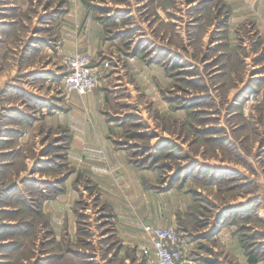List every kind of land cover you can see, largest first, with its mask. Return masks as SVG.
<instances>
[{"label": "rangeland", "instance_id": "1", "mask_svg": "<svg viewBox=\"0 0 264 264\" xmlns=\"http://www.w3.org/2000/svg\"><path fill=\"white\" fill-rule=\"evenodd\" d=\"M259 1L0 0V264H264Z\"/></svg>", "mask_w": 264, "mask_h": 264}, {"label": "built area", "instance_id": "2", "mask_svg": "<svg viewBox=\"0 0 264 264\" xmlns=\"http://www.w3.org/2000/svg\"><path fill=\"white\" fill-rule=\"evenodd\" d=\"M62 83L69 91H90L98 83V71L92 65V58L86 52H74L62 57ZM144 231L148 235L149 245L143 252L153 251L158 264H184L190 242L174 227L147 224Z\"/></svg>", "mask_w": 264, "mask_h": 264}, {"label": "crops", "instance_id": "3", "mask_svg": "<svg viewBox=\"0 0 264 264\" xmlns=\"http://www.w3.org/2000/svg\"><path fill=\"white\" fill-rule=\"evenodd\" d=\"M253 2H254L253 4H255V1H253ZM258 2H260V3H261V1H259V0H258ZM253 4H252V5H253ZM263 19H264V14H263ZM155 255H156V254H155ZM156 257H157V256H156Z\"/></svg>", "mask_w": 264, "mask_h": 264}]
</instances>
